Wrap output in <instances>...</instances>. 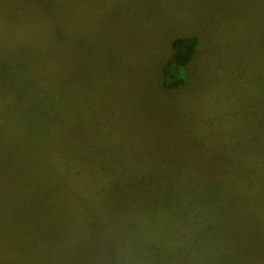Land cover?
I'll use <instances>...</instances> for the list:
<instances>
[{"label": "rangeland", "instance_id": "1", "mask_svg": "<svg viewBox=\"0 0 264 264\" xmlns=\"http://www.w3.org/2000/svg\"><path fill=\"white\" fill-rule=\"evenodd\" d=\"M0 264H264V0H0Z\"/></svg>", "mask_w": 264, "mask_h": 264}, {"label": "trees", "instance_id": "2", "mask_svg": "<svg viewBox=\"0 0 264 264\" xmlns=\"http://www.w3.org/2000/svg\"><path fill=\"white\" fill-rule=\"evenodd\" d=\"M70 1V0H68ZM21 3H16L15 6L21 7ZM64 6L56 7L52 10H63ZM50 13L49 11L45 10ZM51 12V13H52ZM49 15V14H48ZM34 18V17H33ZM27 19L29 22L37 21L35 18ZM63 19V18H60ZM59 19V20H60ZM15 21V19H13ZM6 23L9 22L5 20ZM198 44L199 38L196 35H183L176 36L171 40V52L168 58L161 65V83L165 88L177 87L185 80H183L182 76H179L177 70L181 67L182 70L186 71L188 63L197 55L198 52ZM185 77V76H184ZM69 101L68 98L65 99Z\"/></svg>", "mask_w": 264, "mask_h": 264}]
</instances>
